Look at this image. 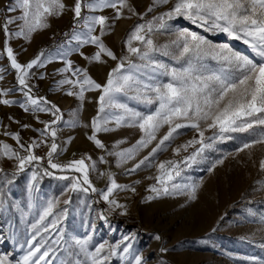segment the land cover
<instances>
[{
  "label": "snow or ice",
  "instance_id": "snow-or-ice-1",
  "mask_svg": "<svg viewBox=\"0 0 264 264\" xmlns=\"http://www.w3.org/2000/svg\"><path fill=\"white\" fill-rule=\"evenodd\" d=\"M170 3L171 8L153 16L151 20L134 25L125 41L127 54L120 57L106 46L102 37L110 32L115 22L120 19H130L131 16L143 19L130 0H74V5L70 9L74 13V26L67 45L57 46L55 53L41 50L26 64L18 62L17 54L9 45V40L13 37H22L30 41L34 33L48 28L49 18L61 16L68 8L64 0H13L5 11L11 13L19 10L21 14L5 15L3 24L0 25L5 35L0 58L6 54L10 69L15 71V80L18 83V86L12 88L0 89V97H7L17 90L24 97L22 102L0 98V104L7 106L19 104L25 112L31 111L34 114L51 113L54 119L40 121L44 128L37 130L42 137H51L46 153L48 167L60 171L73 170L81 174L71 178L68 176L57 178L71 179L67 188L69 192L98 193L113 210L126 207L116 199H110L114 192L119 190L134 193L135 187L118 184L111 173H100L101 176H108V185L105 189H97L89 178L90 170H96L95 163L89 165L83 158L67 164L54 162V157L62 151V147L56 142L59 129L55 125L63 121V116L55 104H50L46 98L37 97L32 93L29 80L34 67L43 68L54 59H62L65 67L59 71L71 72L75 79L65 76L58 81V85L61 87L71 85L73 90H69L67 94L75 95L80 101L81 108L86 100V93H99L97 115L92 118L90 124L83 125L91 127L92 134L88 139L98 148H104L105 145L97 138V134L115 131V128L109 126L113 122L116 128L129 127L139 130L141 135L135 144L109 153L116 157L119 165L123 166L136 160L141 151L148 149L155 142V146L151 147L148 154L131 168L125 169V172L132 174L142 168L155 167L158 174L149 179L156 181V184L150 187V191L155 193L156 197L187 195L190 200H195L202 181L180 184L174 180L183 171L181 164L191 167L200 163L205 159L206 150H213L217 142L237 139L234 134H247L252 139L243 141L236 152L248 150L249 156L250 150L256 145H264V0H174V3L172 0H152L147 11L153 12L156 8ZM104 9H112L113 16L110 18L94 14ZM178 19L186 20L206 32L223 33L231 39L241 41L252 55L236 51L228 44L214 46L204 35L189 28H180L176 39L158 45L153 36L156 33L172 31L173 25L170 22ZM17 21L20 22L18 30L13 32L10 25ZM97 28L99 34H95ZM84 45H94L97 49L93 55L85 57L89 62L107 63L104 57L117 61L103 84L93 79L87 69L74 67L73 62L68 59ZM160 57H170L176 64H180V67L166 63ZM208 58L217 61L219 67H209L205 63ZM7 71L8 68L0 66V81L5 79ZM129 101L144 105L147 111L130 107ZM64 123L75 127L79 123V111L74 113L71 120ZM165 127L167 130L160 135ZM183 129L194 130L197 135L173 147V154L178 156L182 151L187 152L190 147L193 151L179 161L169 159L157 162L159 154L172 147L176 138L182 135ZM209 130L212 131V135L206 136L205 132ZM5 134L12 135L26 154L21 155L10 145L0 143V157L14 158L18 172L33 164L37 168L40 167V162L45 157L36 155L34 149L40 147L44 140H34L25 146L21 143L19 133ZM125 142L117 141L114 149H119V145ZM197 145L199 147H196ZM100 159L106 162L103 157ZM222 163L223 159L215 161L208 168V172H212ZM259 167L264 171V159L260 160ZM39 174V171L33 170L31 179L35 181ZM43 175L51 176L53 173L48 168H43ZM153 198L155 197L149 196L146 199ZM59 203L58 199L47 201L38 219L31 225L32 234L26 241L27 251L17 264H52V259L47 258L58 251L66 254L63 258L53 256L58 260V264H107L111 257L118 255L124 259L132 257L134 264H144L141 255L130 251L131 243L126 244L120 251L121 244L129 240L127 236L119 243L108 245L107 250V242L92 246L91 236L66 239L67 234L61 225L68 209L65 207L62 211L54 213ZM63 203L70 204L71 197ZM101 218H105L103 214ZM50 233H55V236ZM155 238L160 239L159 236ZM248 259L250 264H264V261L256 257ZM0 264H10L7 255L0 256Z\"/></svg>",
  "mask_w": 264,
  "mask_h": 264
},
{
  "label": "rangeland",
  "instance_id": "rangeland-1",
  "mask_svg": "<svg viewBox=\"0 0 264 264\" xmlns=\"http://www.w3.org/2000/svg\"><path fill=\"white\" fill-rule=\"evenodd\" d=\"M12 2L13 0H0V25L3 24L5 15L21 14L19 10L11 13L5 11L7 5ZM172 2L174 3V0ZM64 3L68 6L65 12L59 17H50L48 21L50 26L34 33L30 41L22 37H13L9 40V45L17 54L18 62L26 64L41 50L55 53L57 46L67 45L74 26V13L70 10L74 0H64ZM130 3L143 19L141 20L139 16L120 19L115 22L112 30L102 37L106 46L118 57L127 54L125 41L135 24L151 20L153 16L172 7L170 3L148 12L152 0H130ZM94 14L111 18L114 13L112 9H104ZM126 15L130 14L126 13ZM19 23L17 21L10 25V30L13 32L18 30ZM170 23L173 25L172 31L156 33L153 36L158 45L176 39L180 28H189L204 35L214 46L228 44L236 51L252 55L246 45L229 38L226 34L206 32L183 19ZM66 33L69 35L66 36ZM95 34H99V28ZM4 40L5 35L0 29V51L3 50ZM72 43L74 45L75 41ZM96 50L94 45H84L79 52H73L68 59L73 62L74 67L87 69L93 79L103 84L108 72L116 66L117 61L104 57L107 63L102 64L85 59L93 55ZM160 59L180 67V64H176L170 57H160ZM205 63L212 68L219 67L217 61L211 58ZM0 66L8 68L5 79L0 81V89L18 86L15 71L10 69L6 54L0 58ZM64 67L62 59H54L43 68L34 67L29 80L32 93L37 97L46 98L50 104H55L63 116V121L55 125L59 129L56 142L62 147V151L54 157V162L67 164L83 158L89 165L96 164V170H90L89 178L97 189H105L108 185V176H101L100 173H111L118 184L132 185L136 191L114 192L110 199L114 198L126 207L113 210L98 193L67 191L71 181L57 177L46 185H42L38 177L33 181L31 179L33 169L28 166L21 172L23 176L21 184L13 182L8 200L0 203V256L7 255L10 264H17L27 251L26 241L32 234L31 225L38 219L49 199H58L60 203L54 209V213L62 211L65 207L68 209L61 225L67 234L66 239L91 236L92 246L107 242V250L108 245L119 243L127 236L129 240L121 244L120 251L126 244L131 243L130 251L141 255L144 264H250L248 259L250 257L264 261V247H262L264 245V222H262L264 221V186H262L264 171L259 167L260 160L264 159V145H256L250 150L251 156H249L248 150L236 152L243 141L252 139L247 134H234L237 139L217 142L213 150H206L205 159L200 163L191 167L181 164L183 171L174 180L175 183L180 184L202 181L195 200H190L187 195L156 197V194L150 191V187L156 184V181L149 179L158 174L155 167L142 168L132 174L125 172V169L131 168L134 163L147 155L151 147L155 146V142L148 149L141 151L136 160L121 166L117 163L116 157L109 153L131 147L140 138L141 133L136 128H116L113 122L109 126L115 128V131L97 134V138L105 145L104 148H98L88 139L92 134L91 127L83 125L90 124L92 118L97 115L99 93H86V100L81 108L77 97L67 94L69 90H73L72 86L58 85V81L65 76L75 79L71 72L59 71ZM0 98L21 102L24 99L18 90ZM128 103L130 107L147 111L144 105H137L134 101ZM77 111H79V123L75 127L66 125L64 122L71 120ZM52 119L54 117L51 113L34 114L31 111L25 112L19 104L11 106L0 104V143L8 144L24 155L26 153L20 144L12 138V135L5 133H19L21 140L28 144L34 140H44V143L34 151L36 155L46 158L51 137H42L37 130L44 128L40 121ZM23 125L29 127L25 128ZM166 130V127L162 129L160 135ZM181 132L182 135L176 138L172 147L159 154L157 162L169 159L179 161L193 151L190 147L187 152L182 151L178 156L173 154V147L197 135L191 129H183ZM205 135L211 136L212 131H206ZM120 140L126 142L120 144L119 149H114V145ZM79 152L82 157L76 156ZM101 157L106 162H102ZM221 159L223 163L218 164L212 172H208L211 164ZM16 163L14 158L0 157V167L17 171ZM136 181L139 183H135ZM149 196L155 198L147 200ZM69 197L71 203L65 205L63 201ZM101 214L105 218L102 219ZM50 235L54 237L55 233ZM156 236L160 239L157 240ZM53 256L60 258L56 252L50 254L47 259H52V264H58V260ZM107 264H134V260L132 257L124 259L118 255L111 257Z\"/></svg>",
  "mask_w": 264,
  "mask_h": 264
},
{
  "label": "trees",
  "instance_id": "trees-1",
  "mask_svg": "<svg viewBox=\"0 0 264 264\" xmlns=\"http://www.w3.org/2000/svg\"><path fill=\"white\" fill-rule=\"evenodd\" d=\"M227 41H229V39ZM21 143H23L25 146L28 145L27 142L22 140ZM31 168L40 172V174L38 175V180L42 185H46L54 177L68 176L69 178H71L72 176L81 175L79 173L74 172L73 170L60 171L57 169H51L47 165V158L40 162L39 168H37L35 164L31 165ZM43 168H48V170L51 171L53 175H43ZM22 178L23 176L21 172L10 168L0 167V203L8 200V193L9 191H11V184L13 182H15L16 184H21ZM68 181H71V179H69ZM57 254L60 258H63L66 255L65 253L59 251L57 252Z\"/></svg>",
  "mask_w": 264,
  "mask_h": 264
},
{
  "label": "built area",
  "instance_id": "built-area-1",
  "mask_svg": "<svg viewBox=\"0 0 264 264\" xmlns=\"http://www.w3.org/2000/svg\"><path fill=\"white\" fill-rule=\"evenodd\" d=\"M61 39H63V38H61ZM77 157H82V155H81V153L79 152V153H77V155H76Z\"/></svg>",
  "mask_w": 264,
  "mask_h": 264
}]
</instances>
